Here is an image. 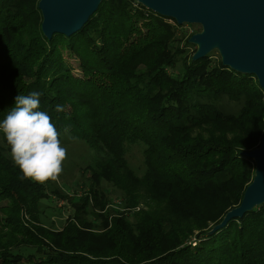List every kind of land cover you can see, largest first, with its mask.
Instances as JSON below:
<instances>
[{"label": "trees", "instance_id": "trees-1", "mask_svg": "<svg viewBox=\"0 0 264 264\" xmlns=\"http://www.w3.org/2000/svg\"><path fill=\"white\" fill-rule=\"evenodd\" d=\"M38 2L0 0V119L15 95L41 92L40 110L61 140L110 155L102 171L120 172L110 182L126 207L142 195L156 208L135 213L134 223L109 221L92 173L79 209H98L91 213L106 230L93 234L80 218L60 233L29 230L20 212L37 218L45 189L18 179L19 169L0 147V200H10L0 207V235L24 243L10 247L0 240V264H264V205L211 236L204 232L239 205L254 177V164L242 153L253 144L250 135L264 133V94L256 79L210 54L185 57L176 77L169 75L183 53L175 44L179 26L133 0H102L79 31L50 40L41 33ZM142 60L146 68L135 71ZM131 144L144 147L140 178L125 160ZM192 236L199 241L194 247Z\"/></svg>", "mask_w": 264, "mask_h": 264}, {"label": "water", "instance_id": "water-1", "mask_svg": "<svg viewBox=\"0 0 264 264\" xmlns=\"http://www.w3.org/2000/svg\"><path fill=\"white\" fill-rule=\"evenodd\" d=\"M102 0H39L41 33L70 37L93 15ZM148 11L177 26L198 25L201 33L189 39L197 46L192 61L217 50L222 66L253 76L264 94V0H133ZM254 163V177L241 203L212 228L214 233L234 219H241L264 205V133L258 148L242 153Z\"/></svg>", "mask_w": 264, "mask_h": 264}, {"label": "rangeland", "instance_id": "rangeland-1", "mask_svg": "<svg viewBox=\"0 0 264 264\" xmlns=\"http://www.w3.org/2000/svg\"><path fill=\"white\" fill-rule=\"evenodd\" d=\"M199 33H201V27L198 25H182L178 27L175 37V44L179 47L180 50L183 51V53L180 58H177L175 67L173 69L167 70L169 75L176 77V75L181 71L182 60L185 57H190L194 54L197 46L194 44H190L189 39L193 35ZM63 55L68 63L72 66L73 74L75 76H80V71L77 67L78 65L75 59L67 53H64ZM210 55V58L214 60L220 59L217 50L211 51ZM144 61L145 60H142L141 62L136 63L135 71L140 72L146 68V66L143 65ZM253 135H250L249 138V140H252V146L248 148V151H244L243 153L250 152L258 148V146L260 145V141L262 138L261 136L263 135H257L255 139L253 138ZM61 141L62 144L67 148V159L63 163V171L56 182H49L42 185L45 189V198L38 204L39 216L37 218L34 216L32 220L30 216L24 211L20 212L19 217L24 227L28 228L29 230L37 227L53 233H60L62 232V229L64 228L68 220L74 219L76 221V219L80 218L81 221L89 224V231L93 234H100L104 230H106L107 227L104 228L102 226L103 224H101L100 219H98L93 213H91L94 211V213L99 214L98 209L94 207H88L87 209L85 208V213L83 211L84 208L81 210L79 209L81 207L79 200L86 195L87 188H89L88 184L93 180L95 176L94 175L92 178H90L92 173L96 174L97 177L96 188H99L100 193H102L104 196V200L106 202L104 210L106 214H109L110 216L109 221L111 220V217H124L127 219L126 221L134 223L135 213H138L139 211L145 212L148 210L149 206H151V210L156 208V204L153 205L151 202L144 199L145 197L142 195L140 196L139 201L137 202V205L135 207H126V197L124 196L123 192L116 189L113 185H111L110 182L112 174L116 176L119 175L120 172L112 171V169H106L102 171L107 163L105 160L110 158V155L104 149L100 148L99 151H96L88 147L83 142L77 140L62 139ZM0 147L6 152V156L10 159L8 155V149L5 146L2 137H0ZM143 149L144 147L141 144H131L125 147L124 156L127 162V166L138 178L142 177L145 171L142 157ZM94 164L97 165L95 166ZM100 170L102 172H100ZM139 194L141 193L139 192ZM9 205V199L0 200V207ZM0 218H2L1 214ZM213 227L212 225H209V227L204 230L206 236L213 235V233H210ZM197 234L198 232H194V236ZM194 236L188 239V241L191 242V247H194L199 242L195 241ZM0 240L5 244L9 242L7 244H9L8 246L10 247H17L24 244L21 238L17 237V235L14 234H2L0 235ZM95 242L96 241H94L93 243Z\"/></svg>", "mask_w": 264, "mask_h": 264}, {"label": "clouds", "instance_id": "clouds-1", "mask_svg": "<svg viewBox=\"0 0 264 264\" xmlns=\"http://www.w3.org/2000/svg\"><path fill=\"white\" fill-rule=\"evenodd\" d=\"M41 95L35 90L15 95L3 119H0V137L13 166L19 169L18 179L37 185L56 182L67 159L61 132L51 117L40 110ZM55 111L62 112L63 106L57 105Z\"/></svg>", "mask_w": 264, "mask_h": 264}]
</instances>
